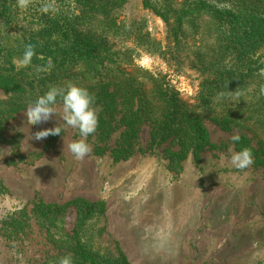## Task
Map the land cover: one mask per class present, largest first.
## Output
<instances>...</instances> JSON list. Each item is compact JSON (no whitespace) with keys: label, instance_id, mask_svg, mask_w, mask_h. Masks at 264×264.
Wrapping results in <instances>:
<instances>
[{"label":"rangeland","instance_id":"1","mask_svg":"<svg viewBox=\"0 0 264 264\" xmlns=\"http://www.w3.org/2000/svg\"><path fill=\"white\" fill-rule=\"evenodd\" d=\"M112 16L126 29L168 44L165 24L142 0H128ZM134 53L132 66L164 77L185 98L196 91L193 74L158 56ZM6 99L0 92V101ZM56 107L59 119L62 105ZM96 108L98 127L86 138L92 150L82 160L67 147L81 139L77 128L63 125L61 136L34 139L37 131L62 123L55 116L36 125L24 107L6 122L0 141V264H41L55 254L74 215L44 227L34 207L77 198L105 204L80 224L82 241L101 257L123 256L130 264H264V168L254 161L237 170L221 160L238 152L234 135L247 136L259 151L251 135L206 121L210 145L174 156L168 151L177 152V142L153 146L150 123L138 125L136 138L125 140L122 109L105 115ZM104 120L108 139L102 137ZM15 137L18 155L10 143ZM128 148L131 155L125 154Z\"/></svg>","mask_w":264,"mask_h":264},{"label":"trees","instance_id":"2","mask_svg":"<svg viewBox=\"0 0 264 264\" xmlns=\"http://www.w3.org/2000/svg\"><path fill=\"white\" fill-rule=\"evenodd\" d=\"M127 2L28 0L21 7L20 0H0V92L7 96L0 101V141L13 113L50 87L71 82L94 95V106L105 115L122 109L125 140L136 138L138 125L150 123L153 146L177 142L179 150L169 154L199 153L210 145L205 127L210 121L251 135L259 151L245 135H239L235 148L251 149L264 168V0H142L143 8L165 24V46L116 22L113 12ZM45 4L55 10L42 12ZM29 44L36 55L29 66L20 67L14 61ZM135 50L193 74L194 94L185 98L164 77L132 66ZM48 58L53 61L50 70ZM102 125V137L108 139V122ZM10 143L18 155L19 140ZM125 154L131 155V148ZM104 207V202L82 198L64 205L37 204L34 212L44 227L74 215L69 227H63L57 252L41 264H59L69 255L73 264H130L123 256H99L81 239L80 224Z\"/></svg>","mask_w":264,"mask_h":264},{"label":"clouds","instance_id":"3","mask_svg":"<svg viewBox=\"0 0 264 264\" xmlns=\"http://www.w3.org/2000/svg\"><path fill=\"white\" fill-rule=\"evenodd\" d=\"M28 0H20V6L26 7ZM55 10L53 4H45L41 11L49 12ZM36 55L33 46L27 45L24 54L14 63L20 67H27L31 64L33 56ZM47 68L50 70L53 66V61L48 58L46 62ZM264 94V89L261 90ZM223 95V94H221ZM62 105V115L57 118V103ZM95 97L86 88L80 87L71 82L64 86H53L48 89L43 95H39L32 101L25 111L27 120L40 125L47 123L55 116L58 121H62L58 126L37 131L34 134L35 140H42L49 135L61 136L63 125L79 129L81 136L80 140L74 141L67 145L68 150L73 154L75 159L82 160L91 152V146L86 143V138L94 134L98 127L97 108L94 107ZM233 143L238 142L240 137L234 135L231 137ZM222 162L227 161L230 166L237 170L247 169L254 163L252 150L244 148L238 152H233L229 157H222ZM59 264H73L71 256L60 258Z\"/></svg>","mask_w":264,"mask_h":264}]
</instances>
